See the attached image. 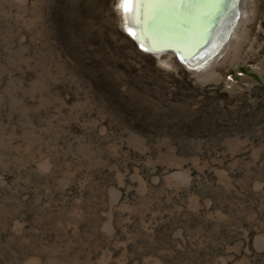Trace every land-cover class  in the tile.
Segmentation results:
<instances>
[{
	"label": "rangeland",
	"instance_id": "1",
	"mask_svg": "<svg viewBox=\"0 0 264 264\" xmlns=\"http://www.w3.org/2000/svg\"><path fill=\"white\" fill-rule=\"evenodd\" d=\"M119 2L0 0V264H264V0L198 70Z\"/></svg>",
	"mask_w": 264,
	"mask_h": 264
},
{
	"label": "bare ground",
	"instance_id": "2",
	"mask_svg": "<svg viewBox=\"0 0 264 264\" xmlns=\"http://www.w3.org/2000/svg\"><path fill=\"white\" fill-rule=\"evenodd\" d=\"M248 1L220 0L209 9L204 7L205 0H177L184 3L182 7L174 6L173 0H142L143 7L131 8L130 18L128 0H120L119 11L125 30L143 52L168 53L182 66L198 70L227 47L248 14Z\"/></svg>",
	"mask_w": 264,
	"mask_h": 264
},
{
	"label": "snow or ice",
	"instance_id": "3",
	"mask_svg": "<svg viewBox=\"0 0 264 264\" xmlns=\"http://www.w3.org/2000/svg\"><path fill=\"white\" fill-rule=\"evenodd\" d=\"M121 2L123 3V0H121ZM128 3L130 5V9L128 11V16L131 18L132 17V11L131 8H135V7H143V3L142 0H128ZM220 3V0H205V4L204 7L205 8H216ZM173 4L176 7H182L185 6L184 3L181 2H177V0H173ZM159 5H153V7H158ZM191 6V5H188ZM119 7V5H118Z\"/></svg>",
	"mask_w": 264,
	"mask_h": 264
},
{
	"label": "water",
	"instance_id": "4",
	"mask_svg": "<svg viewBox=\"0 0 264 264\" xmlns=\"http://www.w3.org/2000/svg\"><path fill=\"white\" fill-rule=\"evenodd\" d=\"M237 1V4H238V2H239V0H236ZM136 42V41H135ZM226 43V42H225ZM225 43L222 45V47L225 45ZM136 44H137V42H136ZM222 48H220V50H221ZM169 50H171V49H169ZM220 50H218V51H220ZM218 51L215 53V54H217L218 53Z\"/></svg>",
	"mask_w": 264,
	"mask_h": 264
}]
</instances>
